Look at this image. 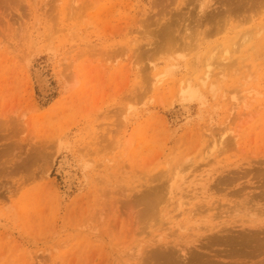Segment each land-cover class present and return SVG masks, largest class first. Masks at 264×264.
Returning a JSON list of instances; mask_svg holds the SVG:
<instances>
[{
    "label": "rangeland",
    "instance_id": "rangeland-1",
    "mask_svg": "<svg viewBox=\"0 0 264 264\" xmlns=\"http://www.w3.org/2000/svg\"><path fill=\"white\" fill-rule=\"evenodd\" d=\"M13 1L0 264H264L217 241L264 207V0Z\"/></svg>",
    "mask_w": 264,
    "mask_h": 264
},
{
    "label": "bare ground",
    "instance_id": "bare-ground-1",
    "mask_svg": "<svg viewBox=\"0 0 264 264\" xmlns=\"http://www.w3.org/2000/svg\"><path fill=\"white\" fill-rule=\"evenodd\" d=\"M13 1V0H12ZM18 1V0H17ZM228 1V0H227ZM14 2V1H13ZM87 2H90V1H87ZM215 2V1H214ZM242 2V1H241ZM71 3V2H70ZM74 3V2H73ZM81 3V2H80ZM6 4V3H5ZM79 4V3H78ZM230 4V3H229ZM13 5V4H12ZM201 5V4H200ZM239 5V4H238ZM260 5V4H259ZM74 6V5H73ZM218 6V5H217ZM223 7V6H222ZM228 7V6H227ZM233 7H235L236 8V6H233ZM77 8V7H76ZM84 8V7H83ZM217 8V7H216ZM224 8V7H223ZM235 8H233V9H235ZM75 9V8H74ZM215 9V8H214ZM228 9V8H227ZM239 9V8H238ZM229 10V9H228ZM219 11V10H218ZM223 12H224V10H222ZM237 11H239V10H237ZM73 12V11H72ZM200 12V11H199ZM215 12V11H214ZM221 12V10L219 11V13ZM225 12H226V10H225ZM235 12H236V10H235ZM196 13V12H195ZM217 13V12H216ZM247 13V12H246ZM165 14V13H164ZM221 14V13H220ZM230 14H232V12H230ZM237 14V13H236ZM235 14V15H236ZM74 15V14H73ZM174 15V14H173ZM197 15V14H196ZM219 15V14H218ZM234 15V14H233ZM189 16V15H188ZM208 16V15H207ZM254 16H256V15H254ZM194 17V16H193ZM196 17V16H195ZM207 18V17H206ZM208 18H210V17H208ZM207 18V19H208ZM198 19V18H197ZM205 19V18H204ZM203 19V20H204ZM206 19V20H207ZM212 19V18H211ZM195 21H196V19H194ZM221 20V19H220ZM226 21V20H225ZM206 22V21H205ZM219 22V21H218ZM193 23V22H192ZM185 24V23H184ZM200 24V23H199ZM169 25V24H168ZM201 26V25H200ZM199 26V27H200ZM217 26V25H216ZM184 27V26H183ZM170 28V27H169ZM189 28V27H188ZM197 29V28H196ZM226 29V28H225ZM167 30V29H166ZM221 30V29H220ZM164 31V30H163ZM168 31V30H167ZM173 31V30H172ZM187 31V30H186ZM192 31V30H191ZM169 32V31H168ZM259 32V31H258ZM189 33H191V32H189ZM168 34V33H167ZM170 34V33H169ZM180 34V33H179ZM198 35H200V33L198 34ZM206 35V34H205ZM207 35H209L208 33H207ZM163 36V35H162ZM192 36V35H191ZM203 36H204V33H203ZM242 37H243V35H242ZM246 37V36H245ZM245 37H244V40H245ZM197 38V37H196ZM200 38V37H199ZM242 41H240V43H241ZM236 43H237V41H236ZM185 44H186V42H185ZM245 44V43H244ZM155 45H156V43H155ZM160 45H161V43H160ZM220 45V44H219ZM219 45H217L218 47H219ZM188 46V45H187ZM258 46V45H257ZM256 46V47H257ZM217 47V48H218ZM155 48V47H154ZM239 48V47H238ZM258 48V47H257ZM251 49V48H250ZM249 49V50H250ZM224 51V50H223ZM254 51H255V49H254ZM123 52V51H122ZM214 52V51H213ZM225 52V51H224ZM233 53V52H232ZM103 54V53H102ZM208 54H210V53H208ZM215 54V53H214ZM256 54V53H255ZM144 55V54H143ZM212 55V54H211ZM157 56V55H156ZM186 56V55H185ZM213 56V55H212ZM211 56V57H212ZM209 57H210V55H209ZM215 57V56H214ZM260 57V56H259ZM229 58V57H228ZM207 59V58H206ZM209 62V61H208ZM210 63V62H209ZM204 66H205V64H203ZM208 66V65H207ZM210 67V66H209ZM149 72V71H148ZM163 73V72H162ZM155 79V78H154ZM150 80V79H149ZM186 84V83H185ZM250 93V92H249ZM0 128H2V127H0ZM237 129H239V128H237ZM13 130V129H12ZM227 132H228V130H227ZM224 134H222V137H224L223 136ZM228 136V135H227ZM221 137V136H220ZM234 137V136H233ZM231 138L232 140L234 139V138H236L237 136L235 135V137L234 138ZM221 140H222V138H220ZM227 139H228V137H227ZM230 139V140H231ZM237 140V139H236ZM229 141V140H228ZM223 142V141H222ZM225 143H226V141H224ZM233 142V141H232ZM227 144V143H226ZM225 144V145H226ZM222 145H223V143H222ZM236 146V145H235ZM220 148V147H219ZM224 148V147H223ZM183 162V161H182ZM186 162V161H185ZM256 164H257V162H256ZM260 164H264V160L260 163ZM260 164H259V166H260ZM184 166V165H183ZM264 166V165H263ZM241 168V167H240ZM264 169V168H263ZM250 169H248L247 171H249ZM244 171H245V169H244ZM246 171V172H247ZM159 172V171H158ZM172 172V171H171ZM235 172H237V171H235ZM234 172V173H235ZM250 172V171H249ZM258 172H260L259 174H258V177H257V179L259 178V180L261 181V183L262 182H264V172L263 171H260V170H258ZM30 173V172H29ZM162 173V172H161ZM254 173H255V171H254ZM257 173V172H256ZM174 174V173H173ZM237 174V173H236ZM235 174V175H236ZM246 174V173H245ZM157 175V174H156ZM155 175V176H156ZM159 175V174H158ZM161 175V174H160ZM231 175V174H230ZM247 175V174H246ZM162 176H163V174H162ZM239 176V175H238ZM158 178H160V176H158ZM228 178H229V176H228ZM231 178H232V176H231ZM163 179V178H162ZM152 180V179H151ZM225 180H227V179H225ZM222 181V180H221ZM234 181V180H233ZM217 182H219V181H217ZM230 181H228L227 183H229ZM235 182V181H234ZM226 183V182H225ZM225 183H223V184H225ZM164 184V183H163ZM220 185V184H219ZM228 185V184H227ZM264 185V184H263ZM263 185H260V187H262ZM170 186V185H169ZM166 189H167V187H166ZM221 189V188H220ZM219 189V190H220ZM245 189V188H244ZM258 189V188H257ZM150 190V189H149ZM157 190V189H156ZM155 190V191H156ZM164 190V189H163ZM246 190V189H245ZM243 191V190H242ZM167 192V191H166ZM239 192H241V191H239ZM238 192V193H239ZM248 192V191H247ZM252 192V191H251ZM147 193L148 194H150L149 193V191H147ZM244 193V192H243ZM152 194V193H151ZM153 194H155V192L153 193ZM234 194H237V191H236V193H234ZM260 198L262 199V196H263V194H264V186L261 188V190H260ZM155 195H158V194H155ZM231 195V194H230ZM243 195V194H242ZM257 195H258V193H257ZM238 196V195H237ZM147 197H149V196H147ZM146 196H145V198H147ZM248 197H250V199L249 200H247V202H245V203H249L248 201H250L251 200V198H252V196H248ZM258 197H259V195H258ZM257 197V198H258ZM144 198V197H143ZM150 198V197H149ZM148 198V199H149ZM152 198V197H151ZM247 198V197H246ZM253 198H255V196H253ZM264 198V197H263ZM141 199H142V195H141ZM153 200H154V198H152ZM150 200L149 201V206L148 205H146V206H148V207H150V208H152L153 206H155L154 204H155V202L153 201V200ZM158 199H159V196H158ZM245 199V198H244ZM248 199V198H247ZM256 199V198H255ZM155 200H157V197H155ZM163 200V199H162ZM263 200V199H262ZM130 201H132V200H130ZM146 201H147V199H146ZM145 201V202H146ZM160 201H161V199H160ZM243 201V200H242ZM132 202H134V201H132ZM142 202V201H141ZM144 202V201H143ZM163 202V201H162ZM161 202V203H162ZM137 203H140L139 201L137 202ZM148 203V202H147ZM146 203V204H147ZM157 203H159L158 201H157ZM134 204H136V202H134ZM244 205V204H243ZM248 205V204H247ZM132 206V205H131ZM146 206H145V209L147 210V209H149V210H151L150 208H146ZM235 206V205H234ZM252 206V205H251ZM143 209V208H142ZM144 209V210H145ZM251 209H253V208H251ZM143 210V211H144ZM145 210V211H146ZM247 211H248V208H247ZM253 211V210H252ZM257 211V210H256ZM259 211V214L257 213L256 215H259L260 217L258 218L256 215H251V216H249L250 215V213H247V214H249L248 215V217H247V219H241V220H238V221H236V223L238 222L239 223V225H238V227H240L242 230H240V231H243L242 233H238V234H236V235H234V236H231V237H227V236H229V235H227L226 236V234L225 235H223L221 238H219V239H217V241H222V244H224V245H228V246H231V251H230V254H242L243 256L244 255H250V254H252V253H254V252H256V251H260L261 250V247H263L264 246V207L262 206V207H260V209L258 210ZM147 212V211H146ZM249 212H251V211H249ZM146 214V213H145ZM145 214H144V216H145ZM141 215H142V212H141ZM147 215V214H146ZM158 215V214H157ZM227 215V214H226ZM225 215V216H226ZM140 216V215H139ZM156 216V215H155ZM141 217V216H140ZM139 217V218H140ZM149 217V216H148ZM147 217V218H148ZM144 218V217H143ZM156 218V217H155ZM150 219V218H149ZM142 220V219H141ZM149 221V220H148ZM142 222V221H141ZM147 222V221H146ZM232 223V222H231ZM146 226V225H145ZM220 226V225H219ZM215 227V226H214ZM234 227V226H233ZM143 228V227H142ZM217 229H220L221 227H216ZM213 229V227H211L210 228V230H212ZM215 229V228H214ZM230 229V228H229ZM225 230H227L226 228H223V229H221V230H219V232H224ZM147 233V232H146ZM228 233V232H227ZM260 234H262L263 236L262 237H260L259 235ZM221 236V235H220ZM215 239V238H214ZM154 241V240H153ZM172 247V246H171ZM190 247V246H189ZM138 248H139V246H138ZM246 248H251V249H246ZM230 250V249H229ZM139 251V250H138ZM158 251V250H157ZM170 252V251H169ZM174 252V251H173ZM177 252V251H176ZM180 252V251H179ZM190 252V251H189ZM196 252V251H195ZM227 252V251H226ZM159 253V252H158ZM157 253V254H158ZM160 253H161V251H160ZM192 253V252H191ZM263 253H264V251H263ZM156 254V255H157ZM175 254V253H174ZM199 254V253H198ZM172 255V254H171ZM202 255V254H201ZM258 255V254H257ZM256 255V256H257ZM165 256V255H164ZM179 256V255H178ZM182 256V255H181ZM198 256V255H197ZM196 256V257H197ZM163 257V256H162ZM241 257V256H240ZM246 257V256H245ZM161 258V257H160ZM170 258V257H169ZM171 258H173V256H171ZM159 259V258H158ZM190 259V258H189ZM184 260V259H183ZM187 260V259H186ZM174 261H176V260H174ZM191 261H193V260H191ZM210 262H211V260H210ZM262 262H264V261H262ZM212 263V262H211ZM210 263V264H211ZM260 263V262H259ZM171 264V263H170ZM198 264V263H197ZM205 264V263H204ZM206 264H207V261H206Z\"/></svg>",
    "mask_w": 264,
    "mask_h": 264
}]
</instances>
